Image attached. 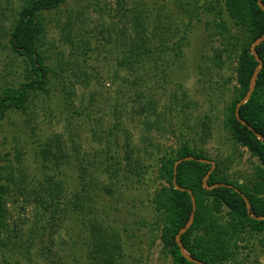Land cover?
I'll list each match as a JSON object with an SVG mask.
<instances>
[{"label": "trees", "instance_id": "trees-1", "mask_svg": "<svg viewBox=\"0 0 264 264\" xmlns=\"http://www.w3.org/2000/svg\"><path fill=\"white\" fill-rule=\"evenodd\" d=\"M257 1L223 0V7L208 5L203 9L206 14L212 15L206 26L211 32V39L217 44L209 57L211 67L220 71L228 62L234 60L238 93L228 108L223 128L230 132L232 144L235 146L227 157L212 161L184 143L174 155L164 157L160 161L159 178L167 186L156 192L153 197L156 214L153 225L159 232L163 253L171 256L173 264H194L181 255L175 242V236L185 226L191 212L192 203L187 190L194 196L196 210L193 224L180 236V241L191 257L205 264H264V261H259L257 249L252 250L248 245H243L247 237L264 234V220L249 216L243 198L235 191L238 189L247 197L252 216H264V144L234 116L236 104L248 91L251 76L257 66L251 54V46L264 34V13L258 7ZM65 2L66 0H24L17 12L8 43L14 54L27 61V68L22 82L14 87L0 89V121L10 111L26 114L32 104V96L45 93L51 79L59 78L70 70L69 63L62 62L57 65L58 72H55L47 63L43 50L46 29L50 23L48 16ZM262 3L264 5V0ZM168 4L169 0H116L117 8L113 16H116L117 23L101 30V33L106 35L105 44H115L118 48L117 73L119 69H123L122 84L125 89L129 87L130 93L134 95L132 100L138 107L136 113L143 118L146 131L152 127L155 130L162 129L159 114L156 112L157 102L148 86L150 72L158 65L160 56L171 49L169 44L172 38L179 34L181 22L186 20V17L188 20H200L199 13L185 8L183 2L178 3L179 13L174 17L166 8ZM185 24L188 28L189 23ZM77 25L74 19L69 18L61 29L64 41L70 45H74L73 32L78 30ZM82 42L84 48L88 47L87 42ZM184 42L185 30L173 43L172 49L175 50L176 59L181 56L180 50L185 45ZM100 50L97 47V51ZM256 51L262 66L250 99L239 108V116L264 137V41L256 47ZM81 70V67L72 69L73 82L68 83L62 79L60 83L65 93L67 86L74 85L77 78L81 79L85 86L89 84V77ZM66 94L70 97L73 93L69 91ZM74 114L78 113L73 111L69 117V127ZM151 115L156 116L157 120L150 121L148 117ZM67 134L65 140L60 135L53 136L40 152L43 168H50L55 172V176L61 174L59 170L64 167V170L77 168V189L72 197L69 199L64 190L66 181L56 180L53 175L45 176L43 180L30 179L29 182L22 179L20 194L27 204L35 205L48 218V225L53 232H57L56 227L64 222H69L74 229L77 228L78 233H86L83 238L79 236L77 241L83 253V260L77 262L78 264H125L122 244L124 230L116 226L123 211L120 195L116 193L132 176H140L141 157H136L138 153L129 141V134L125 135L122 144V167H119V162L114 164V156H110L105 162H97L96 156L99 155L91 151L82 153L83 148L78 140L80 137L75 134L74 129ZM94 136L101 140V135ZM107 146L111 147L109 143ZM241 148L257 159L254 173L243 185L238 180L230 179L228 172L231 164L241 159ZM184 157L212 161L215 167L207 184H218L219 187L211 190L203 187V178L211 168L207 163L182 162L174 173V163ZM71 159H74L77 165L73 166ZM46 163L52 165V168ZM104 174L110 182L105 183L101 179ZM2 179L4 178L0 174V229L5 228L7 212ZM174 184L186 191L175 189ZM228 185L233 188H228ZM104 192L107 194V200L102 203ZM223 208L227 209L225 215L221 212ZM47 251L50 253L49 248Z\"/></svg>", "mask_w": 264, "mask_h": 264}, {"label": "rangeland", "instance_id": "rangeland-1", "mask_svg": "<svg viewBox=\"0 0 264 264\" xmlns=\"http://www.w3.org/2000/svg\"><path fill=\"white\" fill-rule=\"evenodd\" d=\"M180 2L185 8L197 11L200 20L186 17L181 22L179 34L169 44L171 49L160 56L158 65L150 72L148 86L157 102L161 130L144 129L143 118L136 113L137 103L132 100L134 95L122 84L123 69L117 73L118 48L115 44H105L106 35L101 33L103 27L117 23L113 16L116 0H66L48 16L50 23L43 44L47 63L58 72L57 65L68 62L70 70L51 79L45 93L32 96L26 114L10 111L0 121V174L4 178L7 211L5 228L0 229V264H78L83 260L77 241L86 233H78L69 222L53 232L48 218L35 205L27 204L19 191L22 179L29 182L53 175L56 180L66 181L64 190L69 199L72 197L77 189V168L64 170V167L59 170L61 174L55 176L50 168H43L40 151L53 136L60 135L65 140L73 129L80 137L82 153L91 151L99 155L97 162L114 156L113 162H119V167L123 166L122 144L129 134V141L138 153L135 156L141 157L142 172L123 183L116 193L120 195L123 211L116 226L124 230L125 264H173L171 256L163 253L159 232L153 225L156 218L153 197L167 186L159 178L160 161L174 155L184 143L212 161L227 157L235 145L230 132L223 128V122L238 93L234 60L220 71L213 69L209 62L217 44L206 26L212 15L203 9L208 5L223 7V0H169L166 8L174 17L178 16ZM23 4L24 0H0V89L14 87L25 77L27 61L14 54L8 43L11 27ZM69 18L78 24V30L73 32L74 45L64 41L61 31ZM184 30L185 45L180 50V58L176 59L173 43ZM82 41L87 42L88 47L84 48ZM76 67H81L89 77V84L85 86L76 76L75 84L66 88V93H73L68 97L60 82L62 79L73 82L72 69ZM73 111L78 116L73 115L69 127ZM148 119L157 120L154 115ZM94 134L101 135V140ZM240 151L241 159L231 164L228 172L230 179L243 185L254 173L257 159L244 148ZM71 160L73 166L77 165ZM55 171L58 173L57 169ZM101 179L110 182L106 174ZM120 180L122 182V176ZM103 195L106 199L102 203L107 200V194ZM221 212L225 215L227 209ZM245 244L252 250L257 249L259 261H264V234L247 237Z\"/></svg>", "mask_w": 264, "mask_h": 264}, {"label": "water", "instance_id": "water-1", "mask_svg": "<svg viewBox=\"0 0 264 264\" xmlns=\"http://www.w3.org/2000/svg\"><path fill=\"white\" fill-rule=\"evenodd\" d=\"M257 5L258 7L263 11L264 13V5L262 3V0H258L257 1ZM264 41V34L260 37H258L253 45L251 46V54L252 56L254 57V59L256 60L257 62V66L255 67L254 71H253V74L251 76V80H250V86H249V89L248 91L246 92L245 96L236 104V108H235V113H234V116H235V119L244 127H246L249 131L253 132L254 135L260 140L262 141V143L264 144V137L255 132L243 119L240 118L239 116V108L245 104L251 97L254 89H255V85H256V79H257V76H258V73H259V70L262 66V62L260 60V58L258 57V54H257V51H256V47L261 44L262 42ZM186 161H198V162H202V163H207L211 166V168L209 169V171L206 173V175L204 176L203 178V187L206 189V190H211V189H215L217 187H219L218 184H213L212 186H209L207 184V181H208V178L211 174V172L213 171L215 165L212 161L210 160H205V159H196V158H193V157H184L182 159H179L177 160L175 163H174V173H176V168L178 166V164L182 163V162H186ZM175 186V189L179 190V191H186L185 189L183 188H180L179 186H177L176 184H174ZM220 186H224V185H220ZM228 188H233L231 186H227ZM235 191L237 193H239L241 195V197L243 198V201L245 203V207L247 209V213L249 216L253 217L254 219L256 220H264V216L262 217H254L250 214V203L248 202L247 200V197L241 193L238 189H235ZM187 193L190 195V200H191V203H192V207H191V212L189 214V218L185 224L184 227H182L179 232L177 233V235L175 236V242L179 248V251L181 253V255L186 259L188 260L189 262L191 263H194V264H205L199 260H196L194 259L193 257H191L187 251L185 250L184 246L182 245L181 241H180V236L185 233L187 231V229L193 224V221H194V213H195V210H196V207H195V199H194V196L192 195V192L190 190H187Z\"/></svg>", "mask_w": 264, "mask_h": 264}]
</instances>
